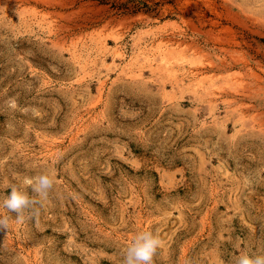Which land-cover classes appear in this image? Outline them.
<instances>
[{
  "label": "rangeland",
  "instance_id": "374dc122",
  "mask_svg": "<svg viewBox=\"0 0 264 264\" xmlns=\"http://www.w3.org/2000/svg\"><path fill=\"white\" fill-rule=\"evenodd\" d=\"M52 174L46 198L24 183ZM0 264L264 255V0H0Z\"/></svg>",
  "mask_w": 264,
  "mask_h": 264
},
{
  "label": "clouds",
  "instance_id": "9594fccd",
  "mask_svg": "<svg viewBox=\"0 0 264 264\" xmlns=\"http://www.w3.org/2000/svg\"><path fill=\"white\" fill-rule=\"evenodd\" d=\"M57 182L54 175L47 173L27 178L24 181L31 187L33 193L43 198L49 195ZM37 203L39 201L31 197L28 192L12 186L10 194L0 202V208L6 209L7 213H16L15 221L19 222L23 219V213ZM12 222L11 215H0V232L8 233ZM162 244L163 241L159 235L151 231L137 233L132 243L127 247L123 264H153V257ZM236 264H264V255L250 256L247 253H242L236 257Z\"/></svg>",
  "mask_w": 264,
  "mask_h": 264
}]
</instances>
